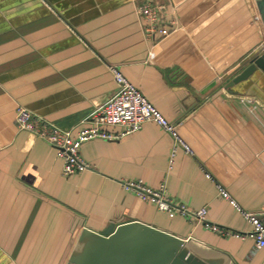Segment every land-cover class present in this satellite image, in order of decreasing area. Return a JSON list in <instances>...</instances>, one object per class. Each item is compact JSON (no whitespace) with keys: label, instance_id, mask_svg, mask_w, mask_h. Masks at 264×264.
I'll list each match as a JSON object with an SVG mask.
<instances>
[{"label":"crops","instance_id":"0c3cea01","mask_svg":"<svg viewBox=\"0 0 264 264\" xmlns=\"http://www.w3.org/2000/svg\"><path fill=\"white\" fill-rule=\"evenodd\" d=\"M141 1L0 0V264H67L84 228L128 222L187 240L208 264H264L251 238L171 217L122 186L162 187L232 231L251 225L217 184L241 209L264 213V77L226 87L264 49V0H154L178 25L159 41L144 37ZM111 67L177 124L189 151L178 144L171 156V134L147 121L119 139L86 141L88 168L64 176L56 150L17 129L16 108L74 134L117 90Z\"/></svg>","mask_w":264,"mask_h":264},{"label":"built area","instance_id":"2783aa9c","mask_svg":"<svg viewBox=\"0 0 264 264\" xmlns=\"http://www.w3.org/2000/svg\"><path fill=\"white\" fill-rule=\"evenodd\" d=\"M162 10L163 6L154 3V0H142L136 6V13L141 20L146 39L159 41L178 29L174 20H165ZM111 70L117 83V90L89 113L87 118L82 121L85 123L84 126L74 134L70 130H62L33 115L24 106L19 105L16 108L15 125L17 129L27 131L52 146L58 157L63 160L62 174L64 176L88 168V164L80 155V148L86 141L119 139L138 131L147 121L155 122L171 134L174 139L171 156L178 144L189 151L177 133V124L169 122L117 68L111 67ZM106 127H121L122 130L112 132L106 130ZM122 186L127 191L134 192L140 199L155 204L160 211L168 213L171 217L175 212L191 215L202 222L207 229L219 235L236 238L249 237L254 241L256 248H264V213L241 209L228 192L218 184L216 185L218 194L235 207L250 223L251 227L248 231H232L210 224L206 220L205 207L191 212L184 205L173 203L166 196L162 187L153 189L140 181H124Z\"/></svg>","mask_w":264,"mask_h":264},{"label":"water","instance_id":"95a60500","mask_svg":"<svg viewBox=\"0 0 264 264\" xmlns=\"http://www.w3.org/2000/svg\"><path fill=\"white\" fill-rule=\"evenodd\" d=\"M258 75L264 77V49L226 87L231 89L248 81L256 84ZM186 243L183 238L141 222L110 224L100 233L84 228L78 241L82 251L67 264H208L189 251Z\"/></svg>","mask_w":264,"mask_h":264}]
</instances>
